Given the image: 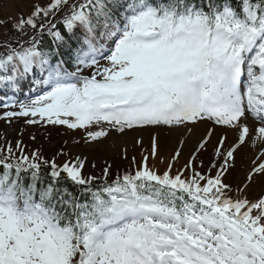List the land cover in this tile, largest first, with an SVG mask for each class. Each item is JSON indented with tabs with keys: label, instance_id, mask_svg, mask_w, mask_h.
I'll use <instances>...</instances> for the list:
<instances>
[{
	"label": "snow or ice",
	"instance_id": "snow-or-ice-1",
	"mask_svg": "<svg viewBox=\"0 0 264 264\" xmlns=\"http://www.w3.org/2000/svg\"><path fill=\"white\" fill-rule=\"evenodd\" d=\"M8 24L0 91L26 83L41 94L3 118L96 142L149 129L153 157L167 129L180 147L163 172L145 156L111 181L105 167L101 181L83 175L85 159L58 165L6 142L0 264H264V197L234 199L223 180L249 138L260 151L246 182L264 176V0H45ZM70 41L72 71L52 63ZM185 136L196 137L190 158L173 175ZM209 144L205 173L195 161Z\"/></svg>",
	"mask_w": 264,
	"mask_h": 264
},
{
	"label": "rangeland",
	"instance_id": "rangeland-1",
	"mask_svg": "<svg viewBox=\"0 0 264 264\" xmlns=\"http://www.w3.org/2000/svg\"><path fill=\"white\" fill-rule=\"evenodd\" d=\"M34 2L43 3L45 0H0V20L9 19L14 21L20 13L27 15ZM54 21L55 20H53V22ZM10 27V24L0 27V51H3L2 46L6 40L13 39V36L5 35ZM99 63L104 65L106 64V60L101 58ZM83 72H85L84 75L91 74L89 69L88 71L84 69ZM30 99L33 98H28V100L22 102H28ZM13 109L18 110V106H14ZM26 119L28 118H3L0 113V148H3L6 142H10L13 146V150L16 151V142L20 141L25 154H31L33 151H37L44 159H54L58 165H62L65 161L74 160L76 157L82 158L81 155H77L73 148L85 147L88 144H94L96 142L88 141L85 130L83 129L73 130L68 129L66 126L45 123L29 125L25 122ZM135 134H137V132ZM137 141L141 142L137 143ZM177 147L178 146H175L170 140L162 143L160 141L158 152L156 156L153 157L151 155V136H136L135 139L129 141L124 146L118 147L110 145L100 162H93L91 172L94 173L93 176L103 179V169L110 166V174L107 178L110 180L117 175H122L124 172H134L145 156L148 157L149 168L153 171L163 172L168 164L172 163V155ZM208 149L209 152H201L195 161L197 168L205 173L208 171L209 164L213 160L212 146ZM189 153L190 149H183L181 151L178 160L173 166V175L176 173V170L182 168L190 158ZM133 158H135V161ZM201 160L203 161L202 168H200ZM250 167L251 162L245 164L244 157L236 154L234 167L223 177L224 183L231 186L232 192L230 195H232L234 199L246 198L249 201H255L263 196L264 176L256 175L251 182L245 184ZM214 171L215 170H213V175ZM242 185L245 186L242 188Z\"/></svg>",
	"mask_w": 264,
	"mask_h": 264
},
{
	"label": "bare ground",
	"instance_id": "bare-ground-1",
	"mask_svg": "<svg viewBox=\"0 0 264 264\" xmlns=\"http://www.w3.org/2000/svg\"><path fill=\"white\" fill-rule=\"evenodd\" d=\"M204 128V125H198L197 126V134L201 132ZM137 132V134H135ZM130 131L127 135L122 136V137H109L103 142H98L94 144H88L85 147H80L77 149L73 148L77 155H81L82 158L85 159V167L82 170L84 176H89L93 175L94 173L91 172V167L94 163H99L101 158L104 157L106 154L105 152L109 148L110 145L112 146H124L126 145L129 141L135 139L136 136H147L149 137L152 135L151 131L149 129H144V130H137V131ZM223 129L217 128V134H222ZM255 135L253 131V136ZM185 139H187V143L183 146V149H192L193 143L195 141V136H185ZM228 138H229V143L232 142L233 139V133L231 131L228 132ZM167 140H170L175 144V146L180 147V145L177 143V136L175 133H172L171 135L168 134L167 129H165L162 134H161V143L165 142ZM216 142V136L213 137L212 143ZM251 144V138H249V142L244 145L243 148L240 149V151L237 153L238 156H243L244 157V163L247 164L253 160L254 156L256 157L260 151L259 146L256 149H251L250 148ZM212 144H209L208 148H211ZM209 152V149L208 151ZM248 157H251V159H248Z\"/></svg>",
	"mask_w": 264,
	"mask_h": 264
},
{
	"label": "trees",
	"instance_id": "trees-1",
	"mask_svg": "<svg viewBox=\"0 0 264 264\" xmlns=\"http://www.w3.org/2000/svg\"><path fill=\"white\" fill-rule=\"evenodd\" d=\"M48 42H49V37L42 44V46H44V49L43 50L46 49L45 51H48V50H50L52 48L51 45H50V43H48ZM70 43L72 44L73 41H70ZM59 52L64 57L67 54V52H68V48L62 47V48H60ZM100 180H102V179H100Z\"/></svg>",
	"mask_w": 264,
	"mask_h": 264
}]
</instances>
